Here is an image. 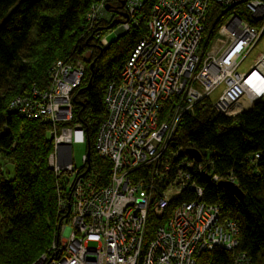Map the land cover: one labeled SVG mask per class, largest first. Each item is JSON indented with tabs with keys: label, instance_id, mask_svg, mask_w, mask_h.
Segmentation results:
<instances>
[{
	"label": "built area",
	"instance_id": "1",
	"mask_svg": "<svg viewBox=\"0 0 264 264\" xmlns=\"http://www.w3.org/2000/svg\"><path fill=\"white\" fill-rule=\"evenodd\" d=\"M112 1L92 2L81 26L103 47L108 41L94 24L110 18L105 6ZM120 1L126 17L113 27L117 34L138 24L146 0ZM210 1L230 12L203 47ZM145 24L118 79L109 81L102 95L105 115L93 149L109 162L104 184L86 170L85 154L80 166L71 160V144L84 143V135L80 123L69 124L70 94L83 75L88 51L82 59L52 61L43 89L32 85L27 95L7 104V111L47 124L52 139L46 161L57 177L59 236L30 264H194L200 252L214 246L231 250L237 243L234 221L219 220L218 206L202 200L196 182L197 177L222 180L210 158L200 155L195 161L170 143L180 115L210 100L213 90L221 87L209 102L226 116L264 93V50L247 69L240 68L264 31V0H152ZM223 180L232 182V176ZM167 208L164 221L143 244L148 213L162 217ZM232 264L251 262L237 252Z\"/></svg>",
	"mask_w": 264,
	"mask_h": 264
},
{
	"label": "trees",
	"instance_id": "2",
	"mask_svg": "<svg viewBox=\"0 0 264 264\" xmlns=\"http://www.w3.org/2000/svg\"><path fill=\"white\" fill-rule=\"evenodd\" d=\"M94 1L0 0V159L13 166L8 179L0 173V212L4 225L0 228V264H30L49 247L55 225H59L57 177L46 161L52 150L48 125L7 111L14 96L27 95L32 85L38 89L47 85L46 69L56 59L74 61L89 52L82 59L84 71L80 82L70 94L69 124H81L89 171L98 183L107 180L109 162L93 149L97 126L105 115L102 95L106 84L118 79L131 47L145 33L152 0L141 6L142 16L136 26L129 25L104 47L81 27ZM122 10L120 0H113L107 10L111 17L94 24L99 35L107 30L105 26L110 21L124 18ZM237 11L254 23L241 8ZM229 12L209 2L205 43L202 40L201 46H208L216 27ZM114 26L115 23L111 28ZM209 101L205 98L191 112L180 115L170 146L193 148L200 155H207L213 172L222 180L231 175L232 183L242 195L235 197L219 182L196 178L203 190L202 200L218 206L219 220L230 219L236 224L237 243L231 250L214 246L200 252L194 264H232L237 252L247 255L251 264H264L258 258L264 248V93L231 116L216 111ZM168 212L169 208L162 217L148 213L143 244L152 238L153 227L163 222Z\"/></svg>",
	"mask_w": 264,
	"mask_h": 264
},
{
	"label": "rangeland",
	"instance_id": "3",
	"mask_svg": "<svg viewBox=\"0 0 264 264\" xmlns=\"http://www.w3.org/2000/svg\"><path fill=\"white\" fill-rule=\"evenodd\" d=\"M107 17V18H106ZM109 17H111L110 13H107L105 18L108 19ZM103 35L105 36L106 40L108 42H111L113 40H115V38L117 37V33L114 32V28H109L107 30H104ZM35 33H34V28L31 30L30 32V39H34ZM264 50V31L262 33V36L260 37L259 41L256 43L255 47H253V49L246 55V57L243 59V61L241 62L240 68L241 69H247L248 65H250L252 63V61L254 60L256 54L260 51ZM221 87L213 90L210 95L209 98L211 101H214L215 98L217 97L219 91H220ZM85 153V144L84 143H72L71 144V160L74 166H80L81 165V156ZM0 173L1 175L5 178L8 179L9 177L12 176L13 173V166L11 163L0 159ZM2 213L0 212V228H3V224H2ZM56 226V230H55V235L54 237H58L59 236V232H58V225ZM89 245H92V243L90 242ZM258 258L264 260V248L261 249L258 253Z\"/></svg>",
	"mask_w": 264,
	"mask_h": 264
},
{
	"label": "water",
	"instance_id": "4",
	"mask_svg": "<svg viewBox=\"0 0 264 264\" xmlns=\"http://www.w3.org/2000/svg\"><path fill=\"white\" fill-rule=\"evenodd\" d=\"M123 2L120 1V7H122ZM105 9L108 10L109 9V5L105 6ZM124 18L126 17V15L124 13L121 14ZM119 20H112L110 21L106 26L105 29L110 28L114 23H118ZM99 29V28H98ZM122 34V33H120ZM90 38V37H88ZM92 66V62L89 63L88 67L91 68ZM187 152H189L191 154V156L194 158L195 161H199L200 160V154L196 149L193 148H187L186 149ZM87 155V152H86ZM88 169V166L86 167V170ZM219 184H221L222 186H224L230 193H232L235 197H240L242 195V192L240 191V189L232 182L230 181H219Z\"/></svg>",
	"mask_w": 264,
	"mask_h": 264
},
{
	"label": "crops",
	"instance_id": "5",
	"mask_svg": "<svg viewBox=\"0 0 264 264\" xmlns=\"http://www.w3.org/2000/svg\"><path fill=\"white\" fill-rule=\"evenodd\" d=\"M248 106H249V105H248ZM248 106L245 105L243 109L247 108Z\"/></svg>",
	"mask_w": 264,
	"mask_h": 264
},
{
	"label": "bare ground",
	"instance_id": "6",
	"mask_svg": "<svg viewBox=\"0 0 264 264\" xmlns=\"http://www.w3.org/2000/svg\"><path fill=\"white\" fill-rule=\"evenodd\" d=\"M245 105H247V103Z\"/></svg>",
	"mask_w": 264,
	"mask_h": 264
}]
</instances>
